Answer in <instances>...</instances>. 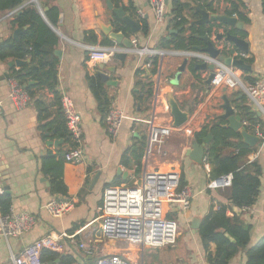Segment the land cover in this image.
Wrapping results in <instances>:
<instances>
[{
    "label": "crops",
    "instance_id": "1",
    "mask_svg": "<svg viewBox=\"0 0 264 264\" xmlns=\"http://www.w3.org/2000/svg\"><path fill=\"white\" fill-rule=\"evenodd\" d=\"M31 1L27 0L10 12H0V45L11 37L14 39L13 34L16 30H12L10 23L24 8L32 5L43 11L53 8L59 10V20L55 26L46 16L43 19L59 37V44L55 50L61 52L60 58L56 56L59 61L56 92L60 97L70 96L82 117L83 161L64 163L62 179L67 188V194H52L50 191L52 179L41 170L42 158L52 153L57 156V160L61 158L64 160V155L75 148L71 138L70 140L62 138L58 132V123L65 121L61 100L59 106L54 92L47 88L33 90L37 98L44 99L43 122L39 119L36 98L31 100L26 109L17 110L8 98L9 73L10 69L21 67H10V64L16 60L0 61V189L5 191V186L9 187V193H5L11 197L12 212H27L39 218L36 227L21 238L7 240L0 236V264H9L13 256H19L35 241L49 235L57 237L61 233L75 236V243L65 241L62 253V256L74 258L75 264H91L96 256L111 254L123 256L130 264H209L199 230L197 233L194 232L191 228L192 222L196 218L200 219L201 226L212 207L218 210L217 206L228 205V191L210 188V183L214 180L210 179L211 167L206 163V157L204 156L203 163L200 164L188 153L198 143L194 137L195 134L200 132L206 124L213 123L216 119L223 121V125H228V122L221 118L224 114L221 106L225 87L209 89L205 84L209 73L200 71L203 82L193 80V87L182 92L176 90L179 83L175 84V80L182 74L180 67L190 60L205 62L195 58L197 54H205L198 52L195 48L191 52L160 49L162 39H170L171 36L179 34L183 28H175L172 23L173 0H168L167 18L159 24L155 22L147 0H36L37 4H30ZM108 1L112 3L114 9H123L125 17L139 26L134 33L130 27V36L123 37L124 40L136 41L138 48H147L155 53H177L176 55L168 54L165 57L174 56L183 60L174 78L165 80L162 79L165 57L162 58L159 55H155L159 57V66L155 75H151L150 71L153 67L148 65L149 58L135 52H128L125 60L114 58L110 64L105 65V68L110 70L116 69L115 72H105L112 82L111 85L104 83L110 102L109 109L119 108L130 118L152 120L158 126L172 128V134L166 144L161 148H155L148 158L145 157V145L140 173L137 172L133 154L142 147L143 134L146 136L147 143L148 124L126 120L119 135L113 137L108 131L107 116L100 111L88 82L89 77L98 75L100 65V63L94 65L90 61L91 48L107 47L105 42L110 41L115 47L120 48L122 53L126 52L123 43L120 44L116 39L107 36L102 29L103 25L110 26L121 20L109 8ZM242 1L250 20L249 25L244 24L243 30L248 34L244 40L249 45V53H245L247 56L244 60H252L251 64L247 62L252 66V72L238 71V74L243 82L248 84L250 83L248 77L255 81L264 78V9L262 0ZM185 2L190 5V9L184 14L187 20L185 35L188 36L191 33L190 27L202 26L198 24L202 15L197 12L199 7L195 2L192 0H185ZM218 5L220 14L217 15H223L226 5L223 0ZM144 18L147 19L150 27L148 36L142 33L140 20ZM175 31L178 32L175 33ZM223 32V28L214 30L211 40L214 41L216 35ZM202 41L206 45V42ZM146 62L147 65H145ZM141 69L145 71V74L139 72ZM31 82L34 84L30 85ZM31 82L29 86L38 85L36 81ZM140 83L153 84L154 94L150 100L142 97ZM233 91L227 89L226 95L238 114L232 99ZM196 98L199 103L193 105L192 102ZM170 101H175L182 111L189 114L188 121L179 128L174 127ZM182 103L185 104L184 109L181 108ZM192 106L193 112L190 114L189 110ZM250 106L251 112L264 122L261 114L257 113L251 104ZM247 131L250 134L253 133L250 129ZM240 137L244 143L241 134ZM251 148L254 151L248 159L253 154H258L255 161L261 169L260 194L256 204L249 211L240 210L239 212L238 208L232 210L251 227L248 248L254 247L264 237V144L262 146L257 144ZM231 152L233 150H227L225 154ZM145 169L177 171L185 186L192 190L193 199L190 209L185 211L178 205L170 206L171 213L175 215L169 217L177 222L180 220L184 226L183 231L179 230V237L174 247L142 248L125 241H105L102 238L101 207L105 189L111 185H117L113 187L135 186L141 182ZM53 200L71 201L74 203V209L62 218H53L44 209L45 205ZM232 215V212L228 213V216L232 217ZM80 243L92 247L95 256H86L85 252L78 248ZM216 249V244L210 245L212 254H215ZM246 263V250H241L229 262V264Z\"/></svg>",
    "mask_w": 264,
    "mask_h": 264
},
{
    "label": "trees",
    "instance_id": "2",
    "mask_svg": "<svg viewBox=\"0 0 264 264\" xmlns=\"http://www.w3.org/2000/svg\"><path fill=\"white\" fill-rule=\"evenodd\" d=\"M27 0H0V12H10ZM200 9L209 11L213 14H220L218 6H214L209 0H192ZM226 5L223 15L228 17H236L242 23L249 25L250 20L246 14V8L242 0H223ZM216 4H219L217 2ZM264 9V0H262ZM190 9V5L185 0H173L172 2V23L175 28H182L179 34L171 36L170 39H162L160 49L175 52H191L195 47H202L204 45L203 37L212 35L214 29L224 28L216 23L211 25H203L200 27H190V35L186 36L185 26L187 20L184 14ZM59 10L56 8L50 9L45 16L52 25H56L59 20ZM142 25V33L145 36L149 35L150 27L147 19L140 20ZM12 30L28 27L21 36L20 41L17 42L12 37L0 45V61L7 60H22L29 63L19 69H10V78L16 79L22 86L25 87L32 99L36 98L35 104L39 110V119L44 121V99L35 95L34 89L38 88L54 92L56 103L60 106L61 97L56 92L58 85V66L59 61L54 52L59 44V37L55 34L52 28L46 23L41 16L39 10L35 6H28L23 11L16 15L11 21ZM115 32H122L125 37L130 36V27L118 20L114 22ZM232 34L246 39L248 34L246 31L232 30ZM94 35L93 33H91ZM107 47H114V43L110 41L105 42ZM148 61V60H147ZM246 62L252 63V60ZM152 70L151 75L157 73L159 66V57L151 59ZM183 64V60L177 59L174 56L165 57V62L162 70V79H172L176 74L177 69ZM199 64L196 60H190L187 63L186 70L181 74L179 84L176 86L178 92L187 90L193 87V80L202 81L201 72L196 69ZM147 65V62L145 63ZM139 72L144 73L141 69ZM36 81L37 86H29V82ZM250 83H254L255 79L248 77ZM90 89L96 98L99 109L107 116L110 106L109 97L105 88V84L99 75L88 78ZM142 97L150 100L154 94L152 83H140ZM208 91H210L208 89ZM241 96L240 98H238ZM233 103L236 105L238 114L243 121L251 124L261 122L256 114L251 112V106L246 95L241 90L233 91ZM193 105L199 103L196 98L193 100ZM181 108H185V104H181ZM107 112V113H106ZM193 112V106L189 113ZM223 121L216 120L212 123L206 124L202 130L195 134L196 141L202 145L204 139L211 134L212 140L205 148L206 163L211 167L210 179L217 180L222 176L232 175V185L225 190L228 191L227 199L228 205H219L220 209L215 210L212 207L210 213L202 221L199 235L203 242L204 249L207 254V261L209 264H229L241 250H246L247 263L246 264H264V237L251 248H248L250 240L251 227L246 225L237 213H233V208L243 210L244 208H252L258 199L261 187V169L256 161L249 162V155L253 153L254 149L241 141L240 134L228 128H223ZM59 135L62 138L70 140V135L66 127V121L59 122ZM248 129V128H247ZM249 130V129H248ZM251 131V130H250ZM143 145L137 153H134V161L137 165V172L140 173L142 167V159L144 156V147L146 145V136L143 134L141 138ZM237 140V141H236ZM233 150L230 154H225V151ZM65 161L61 158L57 160V156L48 153L41 160V170L43 173L51 177L52 194H67V188L63 182V166ZM117 185H111V187ZM181 186L185 183L181 179ZM12 200L9 195L4 193L0 196V209L2 214H7L11 211ZM232 212V217L228 213ZM216 244L217 249L215 254L210 252V245ZM44 264H75V260L69 256H62L52 251H45L42 256Z\"/></svg>",
    "mask_w": 264,
    "mask_h": 264
},
{
    "label": "built area",
    "instance_id": "3",
    "mask_svg": "<svg viewBox=\"0 0 264 264\" xmlns=\"http://www.w3.org/2000/svg\"><path fill=\"white\" fill-rule=\"evenodd\" d=\"M153 13L156 23H163L167 18L168 0H147ZM134 47L131 52L147 56L149 66L151 59L155 55L164 58L167 54L163 52L155 53L145 48L137 47L136 41L132 42ZM217 49L226 56L244 59L246 54L238 51L234 45L220 43ZM90 61L92 64L108 65L121 53L118 47H93L90 49ZM198 60L215 64V78L211 88L225 87L228 90H241L264 119V78L257 79L254 83H245L238 74V70L228 67L222 62L212 60L208 56L197 54ZM9 100L17 110H23L31 103L32 97L16 79H9ZM210 88V89H211ZM61 108L65 117L66 127L75 145L64 155L67 163H81L83 161V128L82 117L76 108L74 100L68 95H62ZM126 120L144 122L148 124V137L145 148V157L148 158L155 148H161L172 134L171 127L158 126L154 121H143L128 117L119 108H111L107 113L106 123L108 131L113 137H117ZM243 126L252 130V134L257 136L264 144V122L251 124L243 121ZM258 154H253L249 162L256 160ZM220 182L212 181L210 188L226 189L231 187L233 176H222ZM5 192L0 189V196ZM193 199L192 190L181 186V175L177 171L149 170L143 171L141 182L132 187H107L103 195L101 207L100 230L105 241H125L129 244L142 248H167L174 247L179 237L178 222L169 217L172 209L170 206L178 205L183 210L191 207ZM45 211L53 218H62L74 209L71 201L53 200L45 205ZM219 210L220 207L217 206ZM244 208L242 211H249ZM39 218L36 215L10 211L2 214L0 209V236L5 239L21 238L31 232L37 225ZM75 236H68L65 233L58 234L57 237L46 236L24 249L19 256H13L9 264H44L42 256L45 251H52L62 254L65 248V241L75 243ZM78 248L84 251L86 256H95L92 247L80 243ZM58 264V263H56ZM87 264V263H83ZM91 264H130L121 255H101Z\"/></svg>",
    "mask_w": 264,
    "mask_h": 264
},
{
    "label": "water",
    "instance_id": "4",
    "mask_svg": "<svg viewBox=\"0 0 264 264\" xmlns=\"http://www.w3.org/2000/svg\"><path fill=\"white\" fill-rule=\"evenodd\" d=\"M220 1L222 0H209L210 3H213L214 6L217 7L218 4H216L217 2L220 3ZM30 4H37L36 0H32L30 2ZM108 6L111 10L114 11L116 17L118 19H121L124 24L128 25L129 27H131L132 32H136L139 29V26L130 18H126L125 17V13L123 11V9H114V6L112 5V3L110 1H108ZM39 8V7H38ZM41 15L42 17L45 19V11H47V9L45 11H43L42 9H40ZM197 12H199L202 15V19L198 22V24L200 25H211L214 23H217L218 25H221L224 30L223 33H218L215 37V40L212 41L211 40V36L212 35H206L203 37V40L206 42V46L203 47H195V50H197L198 52L205 54V56H208V58L212 59V60H217L219 62H222L224 65L228 66V67H233L234 69L238 70V71H242L245 73H251L252 72V66L249 65L244 59H238V58H233L230 56H226L225 54L221 53L220 50L217 49V45L220 43H224V44H231L234 45L235 48L243 53L248 54L249 53V45L248 43L241 37L234 35L231 33L232 30H236V31H243L244 30V23H242L241 21L238 20V18L236 17H228L225 15H217V14H213L209 11L197 8ZM27 29L26 28H21V29H17L14 34L13 37L16 41H19L20 39V35ZM103 31L107 36H111L113 39H116L120 44L123 43V45L125 46L126 52H121L119 54L116 55V59L118 60H125V58L127 57L128 52H131V50L133 49L134 45L131 41L129 40H124L123 37L124 34L122 32L116 33L114 32V25H108V26H104L103 25ZM214 30H218V29H214ZM178 31H175V33H177ZM214 32V31H213ZM55 56L59 57L61 56V52L60 51H55ZM171 54V55H176L177 53L174 52H167L166 53ZM27 64V61H20V60H16L14 63L10 64V67L16 66V67H22L24 65ZM187 64L184 63L181 67H180V71L181 73H183L186 69ZM196 69L199 71H207L209 73L205 84L206 86L210 89L211 88V84L212 81L214 80L216 74L214 72L215 70V64L213 62H203V63H199L196 65ZM145 70H147V68H145ZM106 71H110V72H115L116 69L112 68L111 70L108 68H105V65L100 64L99 65V71H98V75L102 78V81L104 83H106L107 85H111L112 82L110 81V77L105 73ZM180 76L179 75L177 77V79L175 80V84L179 83L180 80ZM34 83H30V85H32ZM236 91H238V89H236ZM223 104L221 106V108L224 110V114L221 116L222 119H225L228 122V125H223V128H228L231 129L234 132H238L241 134L243 141L245 144H247L248 146L254 147L255 145H259L262 146L263 144L260 142L259 138L255 135H252L250 133H248L247 129L243 126V119L240 115H238L234 109V107L232 106L230 100L228 99L226 93H227V88H223ZM170 105H171V110H172V116L174 117V127H181L182 125H184L188 119H189V114L187 112H184L180 109L179 105L175 102V101H170ZM212 140V135L209 134L203 141V144L200 145L199 143L195 144L193 146V150L189 151V156L196 161L197 163L202 164L203 163V158L205 156V148L210 144ZM217 182H220L221 179H217ZM6 193H9V187L5 186V191ZM239 212L240 209H239ZM200 227V219H194L192 222V226L191 228L194 230L195 233L198 232ZM59 264V261H58Z\"/></svg>",
    "mask_w": 264,
    "mask_h": 264
},
{
    "label": "rangeland",
    "instance_id": "5",
    "mask_svg": "<svg viewBox=\"0 0 264 264\" xmlns=\"http://www.w3.org/2000/svg\"><path fill=\"white\" fill-rule=\"evenodd\" d=\"M172 215H175L173 212L169 214V216H172ZM178 228L180 231H183L184 230V226L183 224L181 223L180 220H178Z\"/></svg>",
    "mask_w": 264,
    "mask_h": 264
}]
</instances>
